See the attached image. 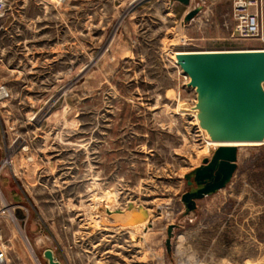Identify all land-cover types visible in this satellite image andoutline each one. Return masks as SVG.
Wrapping results in <instances>:
<instances>
[{"label": "rangeland", "instance_id": "374dc122", "mask_svg": "<svg viewBox=\"0 0 264 264\" xmlns=\"http://www.w3.org/2000/svg\"><path fill=\"white\" fill-rule=\"evenodd\" d=\"M231 5L1 0L2 264H50L45 249L59 264H264V143L237 146L229 183L185 216L181 200L216 147L181 110L195 91L173 51L264 48L230 38Z\"/></svg>", "mask_w": 264, "mask_h": 264}, {"label": "water", "instance_id": "95a60500", "mask_svg": "<svg viewBox=\"0 0 264 264\" xmlns=\"http://www.w3.org/2000/svg\"><path fill=\"white\" fill-rule=\"evenodd\" d=\"M179 1L188 5L190 0ZM201 10L195 6L186 12L189 22ZM180 68L188 75L187 86L195 91L193 105L181 109L195 112L206 138L215 141L264 142V48L206 49L176 51ZM237 146L218 145L210 157L184 174L188 185L181 195L183 215L195 210L196 200L215 193L232 178L237 163ZM127 209L133 211V203ZM141 219L146 217L143 205L134 209ZM175 224L167 228L166 246L170 251ZM50 264H59L51 249L44 250Z\"/></svg>", "mask_w": 264, "mask_h": 264}, {"label": "built area", "instance_id": "2783aa9c", "mask_svg": "<svg viewBox=\"0 0 264 264\" xmlns=\"http://www.w3.org/2000/svg\"><path fill=\"white\" fill-rule=\"evenodd\" d=\"M231 16L234 27L229 34L230 38H257L264 40V0H232ZM178 68L182 77L188 81V75L179 66ZM193 100L195 102V97ZM196 127L199 134L202 135L203 130L198 124H196ZM4 261L5 251L0 247V264ZM175 264L186 263L183 260H177Z\"/></svg>", "mask_w": 264, "mask_h": 264}, {"label": "bare ground", "instance_id": "6f19581e", "mask_svg": "<svg viewBox=\"0 0 264 264\" xmlns=\"http://www.w3.org/2000/svg\"><path fill=\"white\" fill-rule=\"evenodd\" d=\"M171 2V1H170ZM172 3V2H171ZM176 51L177 50H174L173 51V56H174V60H175V62L177 63V65L179 66V64H178V62H177V59H176V56H175V54H176ZM180 67V66H179ZM182 111H187V112H191V113H193V116H194V118H195V120L197 121V123H198V120H197V116H196V114H195V112H192V111H189V110H183V109H181ZM199 125V124H198ZM201 128V127H200ZM202 129V128H201ZM203 130V129H202ZM203 132H204V130H203ZM205 133V132H204ZM205 138H206V133H205ZM207 140H205V146L207 147V146H209L210 148H215V147H217L218 145H222V144H227V145H236V146H240V145H259V144H262V143H264V142H261V141H215V140H210V139H208V138H206ZM213 151V150H212ZM144 207V206H143ZM133 208L135 209V208H137V206H134L133 205ZM133 209V211H131V210H128L127 212H126V214L127 215H129V216H134V221L138 224V225H141V226H143V225H145V223H146V220H147V218H148V216H149V209H147V208H144L145 209V211H146V217L144 218V219H141L140 217H139V215L137 214V212L135 211ZM5 263V262H4Z\"/></svg>", "mask_w": 264, "mask_h": 264}]
</instances>
